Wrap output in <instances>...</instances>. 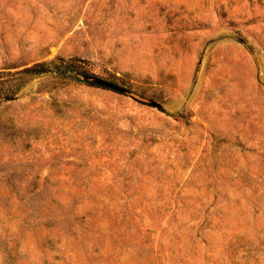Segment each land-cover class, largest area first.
<instances>
[{
  "label": "rangeland",
  "instance_id": "1",
  "mask_svg": "<svg viewBox=\"0 0 264 264\" xmlns=\"http://www.w3.org/2000/svg\"><path fill=\"white\" fill-rule=\"evenodd\" d=\"M0 264H264V0H0Z\"/></svg>",
  "mask_w": 264,
  "mask_h": 264
},
{
  "label": "water",
  "instance_id": "2",
  "mask_svg": "<svg viewBox=\"0 0 264 264\" xmlns=\"http://www.w3.org/2000/svg\"><path fill=\"white\" fill-rule=\"evenodd\" d=\"M83 79L86 82H90V83L97 85V86H100V87L112 89L114 91L121 92V93H127V91H125V89L118 87V86H116L112 83H109L107 81L98 79V78H94V77H90V76H84ZM152 104L156 107H159V105L157 103H152Z\"/></svg>",
  "mask_w": 264,
  "mask_h": 264
},
{
  "label": "trees",
  "instance_id": "3",
  "mask_svg": "<svg viewBox=\"0 0 264 264\" xmlns=\"http://www.w3.org/2000/svg\"><path fill=\"white\" fill-rule=\"evenodd\" d=\"M67 66H71V65L67 64ZM27 72L34 73L35 75L44 74L48 72V67L46 64H38L34 68L29 69ZM87 84H90L92 86H97L91 83H87Z\"/></svg>",
  "mask_w": 264,
  "mask_h": 264
}]
</instances>
